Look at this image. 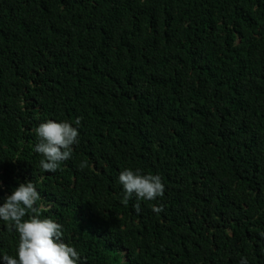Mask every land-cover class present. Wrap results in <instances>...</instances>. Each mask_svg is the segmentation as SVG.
<instances>
[{
  "label": "trees",
  "instance_id": "1",
  "mask_svg": "<svg viewBox=\"0 0 264 264\" xmlns=\"http://www.w3.org/2000/svg\"><path fill=\"white\" fill-rule=\"evenodd\" d=\"M76 118L44 171L35 127ZM25 180L83 264H264V0H0V197Z\"/></svg>",
  "mask_w": 264,
  "mask_h": 264
},
{
  "label": "clouds",
  "instance_id": "2",
  "mask_svg": "<svg viewBox=\"0 0 264 264\" xmlns=\"http://www.w3.org/2000/svg\"><path fill=\"white\" fill-rule=\"evenodd\" d=\"M78 126L79 118L74 122L45 119L35 127L33 151L43 157L39 165L44 171L54 172L70 157L71 146L79 136ZM117 179L124 203L133 196L137 201H154L164 191L159 174L142 172L140 168L124 167ZM135 209L140 211L139 203ZM47 210L33 180L17 183L9 194L0 197V221L7 222L17 236L14 255L0 254V264H83L78 250L63 239L62 224L52 216L42 215ZM239 264H247L246 258L241 257Z\"/></svg>",
  "mask_w": 264,
  "mask_h": 264
}]
</instances>
